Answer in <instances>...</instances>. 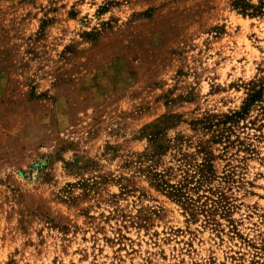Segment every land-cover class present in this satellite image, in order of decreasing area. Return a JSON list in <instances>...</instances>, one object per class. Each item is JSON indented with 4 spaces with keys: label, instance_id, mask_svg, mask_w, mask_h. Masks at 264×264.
<instances>
[{
    "label": "rangeland",
    "instance_id": "rangeland-1",
    "mask_svg": "<svg viewBox=\"0 0 264 264\" xmlns=\"http://www.w3.org/2000/svg\"><path fill=\"white\" fill-rule=\"evenodd\" d=\"M0 264H264V0H0Z\"/></svg>",
    "mask_w": 264,
    "mask_h": 264
}]
</instances>
